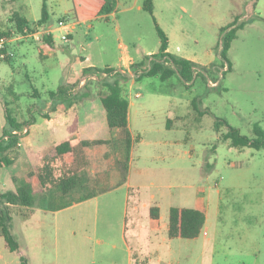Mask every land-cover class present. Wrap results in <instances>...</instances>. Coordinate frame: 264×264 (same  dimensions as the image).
Masks as SVG:
<instances>
[{"label":"rangeland","instance_id":"1","mask_svg":"<svg viewBox=\"0 0 264 264\" xmlns=\"http://www.w3.org/2000/svg\"><path fill=\"white\" fill-rule=\"evenodd\" d=\"M28 1L39 6L43 0ZM220 1L222 6L229 7L227 0ZM235 2L244 7L241 14L246 17L232 18V22L244 25L236 32L227 52L230 70L218 64L222 27L183 45L196 56L211 50L216 60L206 67L208 70L195 73L189 82L178 73L165 80L158 76L141 77L142 71L135 72L133 65L126 73L137 80L129 92L137 110L132 109L131 128L138 137L133 143L132 180L139 184L130 199L126 236L130 244H136V221L141 222L142 243L150 235L154 259L160 255L165 262L171 260L175 264H264V148L231 146L221 138L227 131L226 124L218 130L214 126L217 118L225 119L249 137L254 135V125L264 129V0ZM36 13L41 16L40 7ZM144 15V19L137 18L134 23H126L123 17L117 22H94L88 37H74L68 44L78 49L80 42H90L88 54L98 62V67H103V62L116 64L119 43L141 61L145 55L141 48L155 46L158 50L159 46L153 18ZM57 16L51 15L54 21ZM9 28L5 29L10 31ZM12 33L11 37L21 36ZM32 38L35 39L33 35ZM7 41L5 38L4 47L13 53V58L0 60V122L6 121L5 99L13 101L9 106L14 115L41 107L49 90L59 87L58 80L63 75V67L59 66L62 57L41 58L37 41ZM73 54H78V50ZM137 67L145 69L147 63ZM85 83L90 91L104 92L96 79ZM11 91L17 94L16 98L10 95ZM137 93L140 96H135ZM175 115L179 119L172 129H167L166 119ZM149 126L161 127V131H143ZM136 167L143 168L146 176L135 174ZM117 197L116 193L100 198L98 204L90 202L61 212L58 233L55 217L47 214L46 242L42 248L32 235V224L41 213L28 221L14 215L11 229L21 249L8 250L0 237V264H20L21 255L27 257L28 264H126V247L121 237L124 218ZM151 206L159 208L158 234L150 230ZM172 206L206 209L205 226L198 238L161 243ZM75 238L82 245L77 252L71 245ZM100 239L105 241L100 244Z\"/></svg>","mask_w":264,"mask_h":264},{"label":"crops","instance_id":"2","mask_svg":"<svg viewBox=\"0 0 264 264\" xmlns=\"http://www.w3.org/2000/svg\"><path fill=\"white\" fill-rule=\"evenodd\" d=\"M144 1L146 0H119L115 11L101 16L99 15V11L103 0H46L48 18L46 23L39 25L37 21L41 16L37 15L36 10L37 7L42 8V2L39 6H33L28 0H0V31H7L5 29L7 26L10 27L9 30L11 33L15 32L14 24L10 20L11 16L15 12L23 16L29 23L30 30L36 28L37 30L31 33L29 30L28 34L19 37L10 36L7 41L8 44L12 41L18 42L20 40L30 39L38 42L39 56L41 58H45L46 56L62 57L63 60L59 62V66L63 67V75L58 80V86L62 84L70 88L71 85H79L80 81L88 75V73H83L85 68L124 67L126 72H130L132 65L135 66L137 62H140L135 60V57L121 43H119L120 49L116 64L111 65L103 62V67H98V62H96L91 54H88V48L91 46L90 42H85V45L83 42H80L78 49L75 45L72 49L68 43L70 41L72 42L74 37H88L90 29L94 26V22H108L110 19L117 22L123 17L126 23H134L137 21V18L144 19V13H147L155 19L161 29L166 33L168 37L166 51L192 61L197 65L196 70L201 71V68L198 67H209L211 63L216 62L214 53L208 50L203 56L192 55L183 46L185 42L190 39L197 40L198 35L202 33H213L211 30H214V33L217 32L224 25L232 23L234 15H240V19L246 17V15L241 14L244 7L237 5L235 0H227L229 7L222 6L220 0H151L152 14L143 9ZM245 8L249 9L248 6H245ZM55 14H58V16L54 21L51 15ZM63 18L69 21L68 27L57 26V21ZM42 29H46L45 31L47 33H43L41 31ZM44 34L49 37L51 43L48 44L42 39V35ZM63 34H67L68 36L66 43L60 39ZM32 35L35 39L32 38ZM173 42H176L175 46ZM158 44L160 45V42ZM141 49L145 53L144 56L153 55L158 52L155 46ZM76 50H78V54H73V51ZM11 54L13 56V53ZM136 81L130 78L122 84V93L128 100V130L132 137V144L127 161V174L123 182L121 181L122 171L120 163L126 160L124 130L122 128H115L112 131L109 130L106 113L99 93L94 89H91L93 95L89 97H68L63 100L53 101L48 96L41 107L35 106L28 108L25 113L21 111L15 115L11 110L18 122L28 120L29 122L19 132L21 136L18 144L10 152L12 163L0 167V193L8 190L14 191L25 181L31 183L37 197L34 206L28 209L27 216L19 217L16 214H13V216L15 215L22 219V221H28V219H33V216L37 212L41 213L40 219H37L35 224H32L34 226L32 232L34 233L32 234L33 238L41 248L46 242L44 217L47 214H52L55 217L54 228L58 233L61 228L58 219L61 212L90 202L98 204L100 198L114 196L117 193V199L120 200L119 206L124 218L121 237L126 247V264H175L171 260H166L165 262L160 255L157 256V259L153 258L150 250V235L147 236L145 244L142 243L143 225L141 222L136 221V244H130L126 236V219L130 199L133 197V193L136 192L134 191L135 188L139 187V184L132 180L133 143L137 141L138 137L131 128V113L132 109L136 107V104L132 98L133 94L131 95V92H129ZM83 85L79 86V90L83 88ZM11 93L17 96L14 91H11ZM10 95L12 96L13 94ZM13 97L15 96L13 95ZM11 102L13 103V101H10V104ZM178 119V115H175L174 118H167L165 127L172 129L174 127V121ZM4 125L5 122L1 121V133ZM146 130L149 132H157L161 131V127L149 126L143 129V131ZM97 139L108 141L83 148V154L88 163L77 172V176L82 177V186L80 188H76L63 195L56 187L49 189L46 186H41L38 178L39 173L44 179H55L63 174L65 167L70 165L74 159L72 152H66L61 157H55L54 148L58 143L68 141L72 146H75L81 140ZM153 142L160 143L161 140H154ZM46 165L48 166V172H42V168ZM134 173L140 175L141 178L147 174L141 167H136ZM48 184L46 183V185ZM92 191H96L97 194L82 199L84 195ZM137 208L138 205L135 202L134 209L137 210ZM108 209L109 207L107 206ZM197 209L204 212L206 222V209ZM158 219L159 217L150 219L152 223L150 230L157 234L161 230V226L156 225ZM205 222L202 229L205 226ZM200 233L192 239L198 238ZM178 238L180 237L170 238L168 236V225L163 228L161 243H165L166 240L171 242V240ZM98 241L102 244L105 240L100 239ZM71 245L76 252L82 248L81 241H78L77 238L74 239L73 243L71 242ZM136 249L139 250L137 251ZM155 252L158 253V250Z\"/></svg>","mask_w":264,"mask_h":264},{"label":"trees","instance_id":"3","mask_svg":"<svg viewBox=\"0 0 264 264\" xmlns=\"http://www.w3.org/2000/svg\"><path fill=\"white\" fill-rule=\"evenodd\" d=\"M119 0H103V4L100 8L99 15L105 16L116 10V6ZM143 9L152 14V3L151 0L143 2ZM48 18L46 0L42 1L41 17L37 21V24L41 25L46 23ZM64 19V18H63ZM106 19V18H105ZM14 24V29L17 34L25 35L29 30L30 26L26 19L19 13L15 12L12 14L10 19ZM154 21L155 30L159 38V49L158 52L153 55H146L143 59L133 66L135 72L138 71L136 66H141L147 63L145 69L142 71V76H158L161 80L169 78L172 74L178 73V75L185 81L189 82L192 77L197 73L195 65L192 61L185 58L178 57L166 51L168 46V37L166 33L161 29L158 23ZM244 23L236 24L234 20L232 23L222 28L224 34L221 38V46L219 49V57L221 62L219 66L226 67L230 70L231 63L228 59L227 52L231 45L232 40L236 36L238 29L243 27ZM10 31H0V38H10ZM42 39L48 44L51 43L48 36L42 35ZM6 48H1L0 53H6ZM11 56H6L2 60L10 61ZM217 64V63H216ZM214 65V63H213ZM201 68V71H206V67ZM109 73L106 76H100L98 73L101 71ZM113 67L105 68H85L84 74L97 73L96 82L104 87V92L99 94L101 103L106 113V120L108 128L112 131L115 128H122L124 130V139L126 144V160L120 163L122 171L123 182L126 179L127 164L132 144V137L128 130V100L122 93V84L130 79V76L126 73L119 71L114 72ZM78 84L71 85L70 88L60 84L55 91H49L48 96L53 101L63 100L68 97H89L93 94L87 87V83H84L83 88L79 90ZM17 97L14 93H11ZM193 102H195L193 100ZM10 101L5 99V125L0 135V167L10 165L12 159L10 152L14 149L20 139L21 134L19 133L25 124L29 122L23 121L18 122L13 116L10 109ZM195 107V106H194ZM226 124L227 131L221 135L223 140L229 141L231 146L234 147H251L254 149L264 148V129L259 125L253 126V137L241 134L239 129L229 125L225 119L217 118L215 121L216 130L219 129L221 124ZM16 131V132H15ZM108 140H81L75 146H72L68 141H63L55 146V157H61L66 152H72L74 159L70 165H67L64 169L63 174L55 179H44L39 173L38 178L42 187L52 189L53 187L64 195L68 192L80 188L82 186V177L77 176L79 169L87 165L88 161L83 154V148L93 144H99L107 142ZM47 165L42 168V172H48ZM46 183H49L46 185ZM96 191H92L84 198H88L96 195ZM37 200L35 190L33 189L29 181H25L20 184L14 191L8 190L0 193V235L4 241L6 248L10 251H19L20 244L16 239L11 229V219L13 214L17 216H27L29 208H32ZM46 202V201H44ZM52 202V201H50ZM65 206V204H63ZM151 218L159 217L158 206H151L149 209ZM205 222V214L203 211L192 208V207H176L172 206L169 208L168 214V236L170 238L180 237L184 239H192L199 235ZM20 264H28V259L25 256L20 257Z\"/></svg>","mask_w":264,"mask_h":264},{"label":"built area","instance_id":"4","mask_svg":"<svg viewBox=\"0 0 264 264\" xmlns=\"http://www.w3.org/2000/svg\"><path fill=\"white\" fill-rule=\"evenodd\" d=\"M68 24H69V21H67V20H65V19H60V20H58L57 21V26L58 27H68ZM46 30V29H45ZM44 29H42L41 31L43 32V33H47V31H45ZM48 30V29H47ZM26 34H28V32L26 33ZM38 37V36H37ZM60 39L62 40V41H65V42H67L68 41V36H67V34H63V35H61V37H60ZM4 44H5V38H0V49L1 48H4ZM11 56L12 54L11 53H9V52H6V53H0V60H2L4 57H6V56ZM108 68H110V67H108ZM143 68H145V67H143ZM138 69V68H137ZM116 71H119V72H121V73H127L126 72V69L124 68V67H117V68H114V71H113V73L114 72H116ZM138 71H141L140 69H138ZM137 71V72H138ZM195 71L196 72H198L197 70H196V68H195ZM100 76H106V75H108L109 73H107L106 71H101V72H99L98 73ZM97 78V73H89L85 78H83L82 79V81H80V83H79V85L77 86V87H79L80 85H83V83H85V81H87V80H93V79H96ZM135 96H140V93H137Z\"/></svg>","mask_w":264,"mask_h":264}]
</instances>
